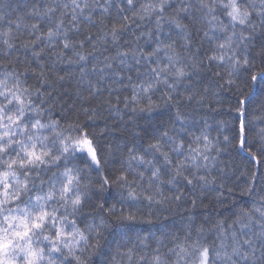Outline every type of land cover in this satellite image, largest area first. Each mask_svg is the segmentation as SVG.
Masks as SVG:
<instances>
[{
	"label": "snow or ice",
	"instance_id": "1",
	"mask_svg": "<svg viewBox=\"0 0 264 264\" xmlns=\"http://www.w3.org/2000/svg\"><path fill=\"white\" fill-rule=\"evenodd\" d=\"M262 93L264 0H0V264H264Z\"/></svg>",
	"mask_w": 264,
	"mask_h": 264
},
{
	"label": "trees",
	"instance_id": "2",
	"mask_svg": "<svg viewBox=\"0 0 264 264\" xmlns=\"http://www.w3.org/2000/svg\"><path fill=\"white\" fill-rule=\"evenodd\" d=\"M225 95L227 96L229 94H225ZM261 95H264V93H262ZM259 99H260V96L257 97V102H254L253 105L251 106V108L249 109V121H250L249 127H250V132H252V133L257 131L258 127H264V110H261L258 115L255 114V110L259 108V104H258ZM223 110H225V111L227 110V104H225L223 106ZM215 115H216L215 112H209L208 118L211 119V117L215 116ZM233 115H234V113H233ZM109 125L111 126V120H109ZM95 132L97 134L99 143L101 144L102 147L105 144L115 143V141L112 139L114 134L105 130V121L104 120L96 121ZM212 135L215 136L216 133L213 131ZM234 163L237 166H239L241 170H243L245 167H251V165H248L246 161H241L239 159V157L234 158ZM112 170H113V165L109 164L108 171L111 172ZM260 171L264 172V167H262L260 169ZM237 175L239 176V173H237ZM93 178H95V174H93ZM244 179H245L244 176H239L240 181H243ZM229 184H230V186H234L231 181H229ZM112 191L115 192L116 189L113 188ZM257 191H259V188L257 189ZM242 199H248V197H243ZM110 202H114V201H110ZM117 207H119V206H117ZM222 210L223 209L214 210L212 207H206L203 209H199L197 214L199 216L200 213H204V214L212 213V215L215 216L216 211H222ZM176 221H177L176 226L178 227L179 226V217H176ZM168 223L171 224L172 220H169ZM142 227L147 228L150 226L144 225ZM153 230L155 231V228H153ZM108 239H109V241H111L112 236L109 235ZM105 250H107V245L105 246ZM103 259H105V257H93L94 262H97V261L103 260Z\"/></svg>",
	"mask_w": 264,
	"mask_h": 264
}]
</instances>
